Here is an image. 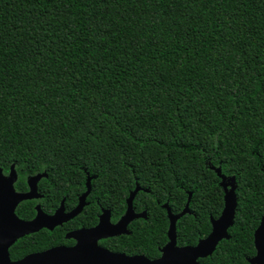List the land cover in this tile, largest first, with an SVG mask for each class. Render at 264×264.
Masks as SVG:
<instances>
[{
    "label": "trees",
    "instance_id": "trees-1",
    "mask_svg": "<svg viewBox=\"0 0 264 264\" xmlns=\"http://www.w3.org/2000/svg\"><path fill=\"white\" fill-rule=\"evenodd\" d=\"M15 189L42 175L16 214L81 211L17 239L11 260L66 233L140 215L98 244L161 256L196 245L235 181L228 238L204 264H250L264 214V0H0V170Z\"/></svg>",
    "mask_w": 264,
    "mask_h": 264
},
{
    "label": "water",
    "instance_id": "water-1",
    "mask_svg": "<svg viewBox=\"0 0 264 264\" xmlns=\"http://www.w3.org/2000/svg\"><path fill=\"white\" fill-rule=\"evenodd\" d=\"M216 171L222 178L224 206L218 218H211L209 234L199 239L196 245H176L175 221L188 211L186 206L180 214L175 215L169 212L170 224L167 232L169 241L162 247L159 258L151 260L144 255L128 256L125 253L112 252L100 246L99 239L126 233L128 223L135 217L143 215V213H135L132 208L134 191L127 199L125 214L116 223L110 221L109 211L104 210L96 226L67 234V237L76 241L74 245L54 246L13 261L9 257L8 249L19 236L43 226L52 229L72 218L81 211L87 192L79 198L76 207L69 212H65L61 204L52 215H48L37 206L36 217L32 221H25L15 214V207L24 199L38 196L37 182L42 175L28 177L30 191L18 193L13 186L17 178L14 167L11 166L8 175H4L0 170V264H203L198 261V258L211 255L218 242L229 237L228 229L233 224L235 216L234 178L222 175L219 169ZM228 185H231L230 190H227ZM254 246L256 253L249 259L250 264H264V214L254 231Z\"/></svg>",
    "mask_w": 264,
    "mask_h": 264
},
{
    "label": "flooded vegetation",
    "instance_id": "flooded-vegetation-1",
    "mask_svg": "<svg viewBox=\"0 0 264 264\" xmlns=\"http://www.w3.org/2000/svg\"><path fill=\"white\" fill-rule=\"evenodd\" d=\"M27 187H28V189L26 190V191H17L16 189H15V186H14V184H15V182L13 183V186H14V189H15V191L16 192H18V193H26V192H28V191H30V187H29V185H28V178H27ZM37 197H31V198H28V199H24V200H33V199H38V198H40L42 195L39 193V191H38V187H37ZM79 200V199H78ZM23 201V200H22ZM21 202V201H20ZM19 202V203H20ZM18 203V204H19ZM17 204V205H18ZM78 204V203H77ZM37 206L39 207V209L43 212V213H45V214H48V215H52L53 213H46L41 207H40V204L38 203V204H36L35 205V215L31 218V219H23V218H21V217H19L17 214H16V212H15V214L18 216V218H20V219H22V220H25V221H32L35 217H36V215H37ZM17 207V206H16ZM16 207H15V210H16ZM64 211L65 212H69V211H71V210H69V211H66L65 209H64ZM71 219V218H70ZM70 219H68V220H70ZM68 220H66V221H68ZM66 221H64V222H62L61 224H58V225H56V226H59V225H62L63 223H65ZM56 226H54L53 228H55ZM35 227V226H34ZM90 228V227H89ZM41 229H48V230H51L49 227H46V226H43V227H40L38 230H32V231H30V232H27V233H25V234H23L22 236H19L17 239H19V238H21V237H24V236H26V235H28V234H32V233H35V232H37V231H40ZM76 230H79V229H74V230H72V231H76ZM72 231H69V232H67L66 233V236H67V234H69L70 232H72ZM16 239V240H17ZM69 239H73V238H69ZM15 240V241H16ZM74 240V239H73ZM76 243V241L74 240V243L72 244V245H74ZM12 245V244H11ZM10 248V247H9ZM46 250V249H45ZM44 251V250H43ZM41 252V251H40ZM28 255V254H27ZM200 258H205V257H199L198 258V261L200 262ZM21 259V258H20ZM15 260H19V259H13V261H15ZM200 263H202V262H200ZM204 264V263H203Z\"/></svg>",
    "mask_w": 264,
    "mask_h": 264
},
{
    "label": "rangeland",
    "instance_id": "rangeland-1",
    "mask_svg": "<svg viewBox=\"0 0 264 264\" xmlns=\"http://www.w3.org/2000/svg\"><path fill=\"white\" fill-rule=\"evenodd\" d=\"M230 187H231V185H228V186H227V190H230Z\"/></svg>",
    "mask_w": 264,
    "mask_h": 264
}]
</instances>
